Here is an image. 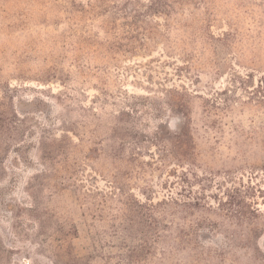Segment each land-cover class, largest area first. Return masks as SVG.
<instances>
[{"label": "rangeland", "instance_id": "1", "mask_svg": "<svg viewBox=\"0 0 264 264\" xmlns=\"http://www.w3.org/2000/svg\"><path fill=\"white\" fill-rule=\"evenodd\" d=\"M64 263L264 264V0H0V264Z\"/></svg>", "mask_w": 264, "mask_h": 264}, {"label": "trees", "instance_id": "2", "mask_svg": "<svg viewBox=\"0 0 264 264\" xmlns=\"http://www.w3.org/2000/svg\"><path fill=\"white\" fill-rule=\"evenodd\" d=\"M160 5L154 4L153 7L158 9ZM188 122H185L184 126L180 129L179 133L174 134L169 138H164L157 134V138H160V141L165 142L166 140L170 143L172 149V157L181 161V163L191 162L194 158V138L190 129V117L187 116L186 119ZM60 258L62 256L60 255ZM63 263V262H62ZM65 264V263H64Z\"/></svg>", "mask_w": 264, "mask_h": 264}]
</instances>
